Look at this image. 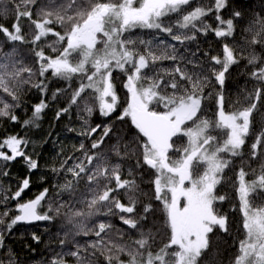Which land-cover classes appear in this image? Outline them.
Returning <instances> with one entry per match:
<instances>
[{
	"label": "snow or ice",
	"instance_id": "6c2138e0",
	"mask_svg": "<svg viewBox=\"0 0 264 264\" xmlns=\"http://www.w3.org/2000/svg\"><path fill=\"white\" fill-rule=\"evenodd\" d=\"M8 3L15 9V20L11 29L0 24L5 38L0 43V118L19 122L15 110L21 107L25 86L46 93L49 77L66 82L65 89H56L53 99L72 89L68 107L61 109L57 118L72 106L86 116L98 111L100 116L111 118L120 107L113 82V74L120 72L126 77L123 88L127 100L116 120L128 119L134 135L125 142L113 124L87 128L81 134L91 139L90 148L81 143V156H69L53 169L65 177L63 183L54 185V197L44 188L35 198L19 202L30 188L29 177L10 197H0V204L16 201L18 212L7 223L5 218L13 209L0 212V251H7L5 233L17 223L63 216L64 239L60 244L70 247L66 254L54 256L51 264H67L65 255L74 257L75 264H199L210 248V236L217 231L229 232V216L218 207L227 197L218 194V185L232 158L242 156L247 138L254 134L251 117L264 93V9L244 21L240 10L231 12L227 19L221 15L228 0H211L209 5L194 8L192 0ZM0 5L4 7L0 16L6 15L4 0ZM210 15L216 27L205 21ZM22 18H27L30 38L22 31ZM241 21L244 27L238 30ZM137 29L167 33L180 44L195 40L197 33L209 32L232 41L223 43L221 55L205 52L208 59L201 62L199 49L189 57L178 55L175 45L134 38L131 33ZM238 31L240 40H235ZM50 36L54 37L51 41L47 39ZM17 42L32 46L34 66L25 63ZM45 48L54 55L47 54ZM241 59L251 68L249 76L255 86L244 95L240 108L225 111L226 73ZM164 61L173 64L165 67ZM34 78L39 82L33 83ZM77 80L79 84L73 89ZM210 100L216 106L214 118L204 115L205 102ZM47 106L44 100L34 105L32 116L23 120L22 126H37L35 121ZM96 134L99 139H92ZM254 135L250 145L253 160L264 153V128ZM113 137L114 142L102 148ZM28 143L16 134L0 140V162L6 167L22 157L29 171L36 170L38 162L25 151ZM145 172L152 176L153 200L160 205L159 226L149 227L153 204L140 206V196L146 195L140 187ZM250 174L254 178L246 179ZM237 182L238 231L243 238L236 241L232 264H264V164L251 173L241 167ZM45 203L47 209L41 212ZM112 218L127 226L126 230L116 228ZM161 227L167 242L153 251ZM113 231L119 242L109 238ZM133 233L138 238L131 240ZM90 235L96 239L86 244L76 239ZM126 235L131 243L124 242ZM0 264L14 261L8 257L0 259Z\"/></svg>",
	"mask_w": 264,
	"mask_h": 264
},
{
	"label": "trees",
	"instance_id": "16d2710c",
	"mask_svg": "<svg viewBox=\"0 0 264 264\" xmlns=\"http://www.w3.org/2000/svg\"><path fill=\"white\" fill-rule=\"evenodd\" d=\"M211 3V0H192L191 8L196 6H206ZM4 5H7V14L0 16V24L11 29V25L15 20V9L8 3V0H4ZM189 8V10H191ZM264 9V0H228V7L222 10L221 15L227 19L230 17L231 12L240 10L244 13V21L250 19L253 13ZM3 5H0V11H3ZM174 19V18H173ZM206 22L216 27V21L214 16L210 15L204 18ZM27 18L21 19L22 31L30 38L31 34L28 33ZM244 22L237 23V28L242 29ZM162 34V35H161ZM154 32L152 30L137 29L131 35L134 38H140L145 40H153L155 43L157 40L164 41L165 44L175 45L178 51V55L189 57L191 52H196L199 49L198 57L201 62H206L207 57L204 53L207 52L209 56L221 55L223 43H231L232 38H217L212 32L207 35L203 33H197L196 39L189 41L185 44H180L172 40L171 36L167 33ZM49 41L54 37H48ZM235 40H240V33L237 32ZM5 38L3 34H0V43H3ZM44 42H40L43 44ZM17 47L20 49L25 57V63L28 66H34L35 58L32 55L30 44H20L17 42ZM45 51L49 55L50 49L45 48ZM247 53L245 52V55ZM246 60L241 59L236 65L230 67L229 72L226 73L225 84L223 87V93L225 96V111H233L236 108H240L243 105V97L246 93L251 92L255 86V82L250 79L249 73L251 68H246ZM165 67H171L172 61H164ZM191 67V66H189ZM219 67V66H216ZM114 84L117 94L119 96V105L117 112L113 114L111 118L100 116L98 111H94L91 116H86L81 110L75 106L69 108L67 112L62 113L57 118V113L61 109L68 107L72 89L62 91V93L53 99V93L56 89H65L66 82L59 81L49 77L47 81L46 93H41L38 88L25 86L21 93V107L15 110V114L19 117V122L13 123L9 119L0 118V140L3 138L16 134L24 137L29 141L25 151L28 156L38 162V168L36 170L29 171L24 158H17L15 161L7 163L5 167L0 162V197L11 196L14 193L22 180L25 177L30 178V188L25 191L19 202H26L35 198L44 188L49 189V197L56 195V189L54 185L64 182V174L57 175L53 169H58L60 164L69 156L78 157L81 156V152L78 151L80 144L84 143L86 148H90L91 139L82 135L87 128L94 127L97 124H113L116 134L123 137L124 141H130L134 135V130L131 128L130 121L125 119L124 121H117L116 116L122 112L123 107L126 106L127 94L123 88V83L126 77L120 73L115 72ZM37 78L33 79V83H38ZM79 81H75L72 88H76ZM219 86L217 85V89ZM90 91V90H89ZM207 91V90H206ZM44 100L47 103V107L43 110L40 118L35 121V125H29L27 127L22 126V122L32 116L33 106ZM206 108L204 115L208 118H214L216 112V106L214 100L206 101ZM85 119L87 124H85ZM251 120L253 122L252 130L254 134H258L262 128H264V93H262V99L258 102V110L254 111ZM250 135L247 138L246 145L243 149L241 157L232 158V164L225 170L224 179L220 185H218V194L224 195L227 199L224 202L218 204L219 210L229 216V232L222 233L217 231L210 236V248L201 257L199 264H232L235 255L237 254L236 241L242 239V233L238 231L241 216L238 211L239 199L236 188L238 186L237 174L241 167L246 172L251 173V169L259 170L261 164H264V153L253 160L250 157V145L254 142L255 135ZM92 139H99V134H96ZM113 140L106 141L102 148H108ZM183 141H177L182 143ZM5 150V149H4ZM6 151V150H5ZM139 156V150H137V157ZM137 157H133L135 160ZM72 161H69L71 164ZM128 163H132L129 161ZM4 171L8 172L7 176L2 175ZM251 174L246 179H253ZM152 176L148 173H144L143 181L140 182V187L146 195L140 196V206L143 204L152 203L154 214L150 217V225L155 224L159 226L162 221V213L158 202L153 200V188L149 181ZM16 201H9L6 204H0V212L5 209L12 208L9 213V217L5 218V223L8 222L13 216L17 215L14 205ZM47 203H45L41 212L46 211ZM235 209V210H234ZM102 219V218H101ZM112 223L116 228L125 229L127 226L121 224L117 218H112ZM65 227V221L63 216H54L51 221H42L35 225L19 226L15 225L10 233H5V247L7 251H0V259H7L11 257L14 264H51V260L54 256H58L61 253H67L70 246H62L60 240L64 239L63 230ZM155 232V228H152ZM37 237L38 239H34ZM109 238L117 240V235L113 231L109 234ZM138 238L137 234L133 233L131 240ZM82 244L89 243L96 238L94 236H79L76 237ZM124 242L131 243L129 236L123 238ZM117 242H119L117 240ZM167 242V236L165 235V229L160 228V233L156 238L153 251L158 250ZM64 259L67 264H75V258L65 255ZM126 259V258H125Z\"/></svg>",
	"mask_w": 264,
	"mask_h": 264
},
{
	"label": "water",
	"instance_id": "95a60500",
	"mask_svg": "<svg viewBox=\"0 0 264 264\" xmlns=\"http://www.w3.org/2000/svg\"><path fill=\"white\" fill-rule=\"evenodd\" d=\"M39 222H42V221H33V222H31V223H27V222H19V223H17L16 225H19V226H23V225L28 226V224H29V225H35V224H37V223H39Z\"/></svg>",
	"mask_w": 264,
	"mask_h": 264
},
{
	"label": "rangeland",
	"instance_id": "374dc122",
	"mask_svg": "<svg viewBox=\"0 0 264 264\" xmlns=\"http://www.w3.org/2000/svg\"><path fill=\"white\" fill-rule=\"evenodd\" d=\"M7 151V149H5ZM10 154V153H9Z\"/></svg>",
	"mask_w": 264,
	"mask_h": 264
},
{
	"label": "flooded vegetation",
	"instance_id": "af4514ba",
	"mask_svg": "<svg viewBox=\"0 0 264 264\" xmlns=\"http://www.w3.org/2000/svg\"><path fill=\"white\" fill-rule=\"evenodd\" d=\"M161 34V33H160ZM162 35V34H161Z\"/></svg>",
	"mask_w": 264,
	"mask_h": 264
}]
</instances>
